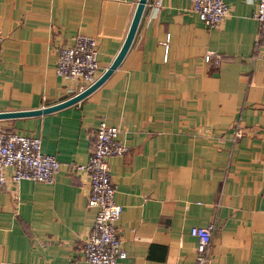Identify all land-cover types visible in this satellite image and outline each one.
<instances>
[{
    "label": "crops",
    "instance_id": "1",
    "mask_svg": "<svg viewBox=\"0 0 264 264\" xmlns=\"http://www.w3.org/2000/svg\"><path fill=\"white\" fill-rule=\"evenodd\" d=\"M225 1L228 16L208 28L189 0H146L126 53L96 89L53 111L0 117V129L40 136L61 163L51 184L0 186V264H87L81 245L95 209L87 174L67 163L86 161L100 121L117 125L126 146L108 158L120 264H194L190 227L208 224L209 264H264V23L256 0ZM137 2L0 0V112L78 91L55 72L76 33L96 39L104 72ZM210 50L219 65L203 60Z\"/></svg>",
    "mask_w": 264,
    "mask_h": 264
},
{
    "label": "built area",
    "instance_id": "2",
    "mask_svg": "<svg viewBox=\"0 0 264 264\" xmlns=\"http://www.w3.org/2000/svg\"><path fill=\"white\" fill-rule=\"evenodd\" d=\"M190 9L208 28L219 26L229 14V5L225 0H189ZM254 18L260 26L264 23V0H256ZM2 34L0 31V46ZM164 58L168 51V36L163 42ZM96 39L85 33H76L73 44L61 47L55 64V72L79 83L77 92L92 84L100 75ZM205 62L219 65L221 55L207 51ZM76 92V93H77ZM231 139L235 141L241 135L236 127ZM126 146L117 125L100 121L94 130L92 146L85 162H69L67 167L73 172H84L89 179L87 206L95 209L93 223L86 239L81 245L83 258L87 264H120L126 257L116 230L122 207L114 199L115 185L109 173L108 158L120 155ZM61 163L52 153L41 150L40 136H26L0 129V186L8 182L16 183L22 179L36 182L53 183ZM213 224L193 225L190 235L195 238L194 264L210 263V244Z\"/></svg>",
    "mask_w": 264,
    "mask_h": 264
},
{
    "label": "water",
    "instance_id": "3",
    "mask_svg": "<svg viewBox=\"0 0 264 264\" xmlns=\"http://www.w3.org/2000/svg\"><path fill=\"white\" fill-rule=\"evenodd\" d=\"M146 0H138L136 8L134 10L127 34L125 36V39L123 41V44L121 45L119 51L117 52L115 58L113 59V61L111 62V64L104 70V72L101 73V75L89 86H87L86 88H84L83 90L75 93L74 95L70 96L69 98L52 104L50 106H46L43 108H38V109H34V110H22V111H12V112H0V117L2 116H15V115H30V114H38V113H42V112H49V111H53L56 109H59L61 107L70 105L74 102L79 101L80 99L84 98L86 95H88L90 92H92L94 89H96L108 76L109 74L113 71L114 68L117 67V65L120 63V61L122 60L124 54L126 53L134 32L136 30V27L138 25V21L140 19L142 10L144 8Z\"/></svg>",
    "mask_w": 264,
    "mask_h": 264
}]
</instances>
